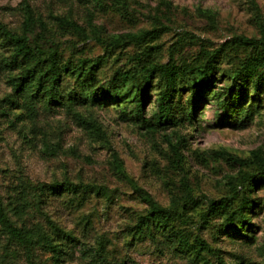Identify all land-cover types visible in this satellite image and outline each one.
I'll use <instances>...</instances> for the list:
<instances>
[{
	"label": "rangeland",
	"instance_id": "obj_1",
	"mask_svg": "<svg viewBox=\"0 0 264 264\" xmlns=\"http://www.w3.org/2000/svg\"><path fill=\"white\" fill-rule=\"evenodd\" d=\"M26 20L29 44L56 50L62 70L75 69L60 85L73 100L50 103L33 88L17 93L22 70L10 65L12 48L0 36V200L10 222L37 240L24 247L0 226V264H97L98 249L113 264H264V183L243 184L233 161L253 150L264 157V94L232 118L218 104L240 94L235 71L257 50L237 38L264 37V0H0L5 26L22 34ZM140 33L148 35L108 43ZM213 55L217 82L192 118L183 91L170 123L158 124V79L138 113L139 57L170 62L184 81ZM82 61L95 71L90 82L79 76ZM126 72L136 78L113 91ZM105 90L117 99L92 100ZM63 181L93 188L61 196L37 190ZM134 186L163 208L174 205L168 220L145 224L148 207ZM243 198L251 202L246 237L231 235L218 210L209 213L220 199L235 210ZM42 235L58 245V263Z\"/></svg>",
	"mask_w": 264,
	"mask_h": 264
},
{
	"label": "trees",
	"instance_id": "obj_2",
	"mask_svg": "<svg viewBox=\"0 0 264 264\" xmlns=\"http://www.w3.org/2000/svg\"><path fill=\"white\" fill-rule=\"evenodd\" d=\"M63 24L73 30L78 31L79 28L72 23L63 22ZM30 26L29 20L24 22V32L22 34L15 33L2 22H0V36L12 48L10 55V65L20 67L21 75L14 80V90L17 93H28L30 89L35 90L34 96L40 100L47 99L50 103L62 104L64 100L72 101L73 96L68 94L64 97L60 92V85L64 74H73L75 69H63L59 66L58 54L56 50L46 52L38 46L32 47L29 44L27 30ZM147 33L139 35H121L108 39L111 45H117L121 41L132 38H144ZM239 44L245 47H250L257 50L254 54L246 57L238 70L235 71L236 80H240L242 85L239 86L240 94L236 97H231L228 102H219L220 107L223 106L224 113L228 117L238 115V112L254 104L255 101L261 102L264 94V37L260 39L248 38L241 36L237 38ZM220 59V57H218ZM216 56H211L205 64L200 68L192 69L184 81H179L180 77L176 72L175 67L170 63L157 65L153 61L139 57L138 63L143 74L139 79H136L137 90L135 93L136 107L138 113L141 114V108L144 101V93L146 92L149 83L152 79H158L160 84H163L164 91L160 96L159 118L158 124L165 125L170 123L169 113L173 107L175 96L181 95L183 91L188 92L187 101L189 105V117L192 118L194 111L199 101L206 100L214 88L215 76L218 74L216 66ZM86 61H82L79 67V76L90 82L94 78V70L86 66ZM99 59L96 62L95 69H98ZM136 75L126 72L117 75L112 82V90L116 91L120 87L125 86L130 81L134 80ZM94 102L105 100L115 101L117 99L111 91L105 90L98 95H91ZM87 124V122L84 120ZM233 161L240 167V180L243 184L257 186L264 183V157L258 150H253L246 158H234ZM93 187L89 185L74 184L72 182H53L48 186H40L37 188L40 195L61 196L64 194L89 193ZM134 191L142 199L148 207L146 217H143V222L149 224V220L157 221L159 224L168 220L171 216L172 208H163L159 206L149 193L136 186ZM218 210L223 216L229 232L234 236L246 237V232L249 228L248 214L251 210V202L243 198L239 206L235 210H230L228 200L220 199L216 204L209 205V213H214ZM0 226L14 240L24 247L31 246L37 242L35 235L27 230L20 229L12 224L7 217L2 202L0 200ZM56 230V228L54 229ZM67 235V234H66ZM68 236V235H67ZM48 236L42 235L44 246L52 254L53 261L58 263L60 251L57 249V244L54 241H49ZM48 240V241H46ZM183 242L184 240L181 239ZM198 246L205 251H209L207 243L202 239H197ZM97 264H113L109 262L101 253L100 249L96 252Z\"/></svg>",
	"mask_w": 264,
	"mask_h": 264
}]
</instances>
